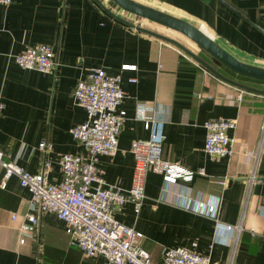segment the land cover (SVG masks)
<instances>
[{"label": "crops", "instance_id": "crops-1", "mask_svg": "<svg viewBox=\"0 0 264 264\" xmlns=\"http://www.w3.org/2000/svg\"><path fill=\"white\" fill-rule=\"evenodd\" d=\"M134 1L189 21L238 60L264 68V0ZM134 16L111 0L0 5V148L29 172H37L49 156L47 179L59 182V154L81 150L69 131L86 117L72 95L76 81L93 67L120 72L125 96L118 107L126 116L116 152L98 158L105 182L130 187L135 162L130 143L149 136L141 114L160 122L163 158L205 173L169 182L146 171L139 210L126 201L113 217L143 233L141 244L155 260L163 247L183 245L208 254L210 264H264V80L238 74L202 49L198 55L222 74L259 91L221 79L175 44L140 29L146 27ZM34 44L52 47L54 72L15 62L17 52ZM122 64L135 68L121 69ZM216 116L235 120L229 130L233 146L229 155L210 158L203 148L204 123ZM41 140L51 144L47 153L38 147ZM2 175L0 165V181ZM30 196L16 175L0 186V264H107L101 254L85 255L50 211L37 212L35 237L20 243ZM199 200L216 204L215 212L196 210Z\"/></svg>", "mask_w": 264, "mask_h": 264}, {"label": "built area", "instance_id": "built-area-1", "mask_svg": "<svg viewBox=\"0 0 264 264\" xmlns=\"http://www.w3.org/2000/svg\"><path fill=\"white\" fill-rule=\"evenodd\" d=\"M12 0H0V5H9ZM15 62L29 69L54 72L56 61L48 44L28 45L14 55ZM134 64H122L121 69H134ZM121 73H108L103 67H93L85 72L73 88L72 95L86 112L85 119L72 126L69 131L77 140L81 150L75 153H61L58 162L61 168L59 182H50L46 172L51 159L46 156L37 172H29L15 160L5 157L0 148V165L3 175L0 186L16 175L19 183L28 188L31 196L24 219L19 225V242L34 238L39 224V213L54 212L65 222V230L71 241L87 256L101 254L107 264H210L208 254L194 251L186 246L163 247L161 259H152L149 251L141 244L143 233L133 226L116 220L112 213L126 201H132L138 211L145 196L143 177L146 171L162 174L166 181L178 179L189 182L195 174H204L202 167L194 170L162 157V129L160 122L147 114H141L144 126L149 129L147 138L131 141L129 150L134 155V171L129 188L107 184L98 165L101 154H114L118 135L125 120V110L119 104L125 96L121 87ZM135 81V77H130ZM241 96V93L238 94ZM0 100V113L3 108ZM142 106L141 104H139ZM235 126L233 118L211 117L204 123L203 148L210 156H226L232 152L233 137L229 130ZM264 132V117L261 124ZM50 142L41 140L38 147L48 152ZM252 158L257 152L249 151ZM252 173L250 182L254 179ZM198 211L213 214L216 204L197 203ZM15 217V215H13ZM228 228L240 231V224H228Z\"/></svg>", "mask_w": 264, "mask_h": 264}, {"label": "water", "instance_id": "water-1", "mask_svg": "<svg viewBox=\"0 0 264 264\" xmlns=\"http://www.w3.org/2000/svg\"><path fill=\"white\" fill-rule=\"evenodd\" d=\"M111 1L115 5H117L119 8H122L131 13H134L140 17L148 18L152 21H155L159 24H162L166 27L172 28L174 30H177L183 33L184 35L189 37L191 40H193L201 49L208 52L212 57L217 59L219 62H221L224 66H226L230 70L238 74H241V75L264 80V68L263 67L256 66V65L249 64V63L238 60L236 57L230 54L227 50L221 47L209 35H207L200 28L190 23L189 21L181 17H178L174 14H171L169 12L163 11L158 8H152L150 6L144 5L134 0H111ZM140 29L175 44L176 46H178L180 49H182L184 52H186L188 55H190L197 62L202 64L206 69L210 70L212 73H214L219 78L224 79L228 82H231L242 88L259 91L256 88L247 86L246 84L242 82L235 81L225 76L220 71H218L216 68H214L210 63H208L206 60L200 57L197 53L192 51L190 48H188L187 46H185L184 44H182L175 38H172L170 36H167L161 33H157L155 31H152V30H149L143 27H140Z\"/></svg>", "mask_w": 264, "mask_h": 264}, {"label": "rangeland", "instance_id": "rangeland-1", "mask_svg": "<svg viewBox=\"0 0 264 264\" xmlns=\"http://www.w3.org/2000/svg\"><path fill=\"white\" fill-rule=\"evenodd\" d=\"M134 17L136 18L135 22L137 24L143 25L146 28L153 29V30L158 31L162 34H165L167 36L175 38L176 40H178L179 42H181L182 44H184L188 48H191V49H193V51H196L197 54H200V52L202 54L204 53V51L193 40H191L189 37H187L183 33L179 32L177 30H174L172 28L166 27V26L159 24L155 21H152L148 18L138 17V16H134ZM189 44H191V46H189Z\"/></svg>", "mask_w": 264, "mask_h": 264}]
</instances>
